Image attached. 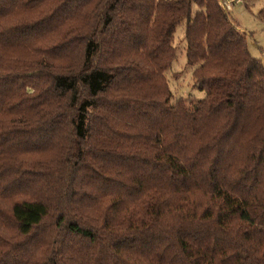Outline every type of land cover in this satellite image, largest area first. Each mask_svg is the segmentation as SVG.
Segmentation results:
<instances>
[{
    "label": "trees",
    "instance_id": "obj_1",
    "mask_svg": "<svg viewBox=\"0 0 264 264\" xmlns=\"http://www.w3.org/2000/svg\"><path fill=\"white\" fill-rule=\"evenodd\" d=\"M228 12L0 0V264H264V61ZM182 24L203 99L168 84Z\"/></svg>",
    "mask_w": 264,
    "mask_h": 264
},
{
    "label": "rangeland",
    "instance_id": "obj_2",
    "mask_svg": "<svg viewBox=\"0 0 264 264\" xmlns=\"http://www.w3.org/2000/svg\"><path fill=\"white\" fill-rule=\"evenodd\" d=\"M225 4L233 24L247 34L250 54L264 61V20L259 18V12L264 9V0H238L237 3L230 0L225 1ZM184 30L185 26L182 24L175 35L178 52L171 69L166 73L168 84L174 100L189 96L203 99L205 94L194 87L193 71L195 68L187 64L186 48L182 42Z\"/></svg>",
    "mask_w": 264,
    "mask_h": 264
},
{
    "label": "built area",
    "instance_id": "obj_3",
    "mask_svg": "<svg viewBox=\"0 0 264 264\" xmlns=\"http://www.w3.org/2000/svg\"><path fill=\"white\" fill-rule=\"evenodd\" d=\"M221 1V4H222V6L225 8V9H227L228 10V7L226 6V4H225V1H230V0H220ZM233 3H237L238 2V0H231Z\"/></svg>",
    "mask_w": 264,
    "mask_h": 264
}]
</instances>
